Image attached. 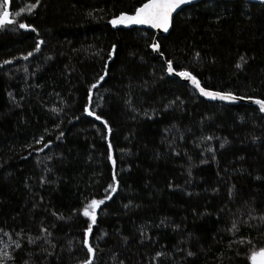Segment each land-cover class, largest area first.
I'll return each mask as SVG.
<instances>
[{"label":"trees","instance_id":"16d2710c","mask_svg":"<svg viewBox=\"0 0 264 264\" xmlns=\"http://www.w3.org/2000/svg\"><path fill=\"white\" fill-rule=\"evenodd\" d=\"M33 2L10 0L9 11L37 32L0 28L3 264L88 257L80 212L112 183L109 142L119 186L97 209L94 264H250L264 246V116L206 102L167 76L165 60L210 90L264 99V5L186 9L157 39L162 60L152 32L108 23L145 0H40L29 12ZM105 64L91 110L111 133L84 112Z\"/></svg>","mask_w":264,"mask_h":264},{"label":"snow or ice","instance_id":"6c2138e0","mask_svg":"<svg viewBox=\"0 0 264 264\" xmlns=\"http://www.w3.org/2000/svg\"><path fill=\"white\" fill-rule=\"evenodd\" d=\"M261 5H264V0H258ZM9 4L10 0H3V3L0 4V28L4 26H16L18 23V28L23 30H30L31 32H37L35 27H32L28 23L13 21L11 18V13L9 11ZM40 4V0H34L33 3L29 6V12ZM201 6V0H145V2L141 3L138 7L134 9L132 14H128L125 12H121L119 15L114 16L111 20L108 21L112 25L113 28L118 26H123L125 28H129L131 26H144L150 29H154L163 33H168L170 28L173 25L174 14L176 16L181 15L185 12L186 9H192ZM208 6V5H204ZM23 11V10H21ZM17 16L20 15V12L16 13ZM44 43L43 40H37L35 45V51L39 52L41 45ZM153 52L158 53L159 55L163 56V52H161V46L157 39H153L148 45ZM116 46H112V51L109 53V57L115 53ZM33 55V52H29L27 56H24V59H28L30 56ZM199 56V53H197ZM243 59V57L241 58ZM5 64L11 63V61H4ZM166 64V72L168 75H175L183 78L186 81H190L192 86L199 92V94L207 99L210 100H220L225 102H236L238 100L249 99L252 101L253 104L258 105L259 111L264 113V99L261 98H252V97H242L236 96L231 92L225 91H213L208 89L206 86H202L201 82L197 79L195 75H193L188 70H179L177 71L173 66V61L171 59L165 60ZM237 68H240L241 65L238 63L236 64ZM101 73L98 77V80L93 83L88 92V100L89 103L85 106L84 112L93 117L95 120L100 121L104 127L108 130V133H111V128L109 127L108 121L104 120L101 115L96 114L94 111L91 110V101H92V89L97 88L101 82L105 81V78L108 75L107 64H105L104 68H102ZM53 111H56L53 109ZM64 135L63 132L60 133L62 137ZM206 139H212L211 137H207ZM37 143H43V137H40L37 140ZM49 143H45L44 147H49ZM224 145L221 144V147ZM109 155L108 158L111 160L113 165V174H112V183L108 185L105 189V197L103 199H91L89 203L84 204L82 211L80 214L86 218L87 225L84 229V238H83V245L87 249L88 257L84 259L81 264H94V257H95V249L89 242V237L93 232V225L97 222V209L105 203L106 200H111L112 195L116 193L119 181L117 180V173L115 171L116 167V160L112 156V144L109 142L108 144ZM43 151V148L40 149ZM212 151V149H209ZM127 207V205H126ZM55 215V213H53ZM237 229L236 222L234 221L232 224V229L235 231ZM44 232H47V229H41ZM32 240H29V243H32ZM240 243H244V241H240ZM249 244L252 241H248ZM16 247L19 248L20 244H16ZM160 253H157L159 256ZM189 256L192 255L191 252L188 253ZM6 258L8 257L5 253ZM250 264H264V246L259 247L258 249L253 247L250 251V255L248 256ZM0 264H3V260H0Z\"/></svg>","mask_w":264,"mask_h":264},{"label":"water","instance_id":"95a60500","mask_svg":"<svg viewBox=\"0 0 264 264\" xmlns=\"http://www.w3.org/2000/svg\"><path fill=\"white\" fill-rule=\"evenodd\" d=\"M203 1H207V2H217V1H236V0H201V2H203ZM258 1V0H257ZM176 15L174 14V17H175ZM125 28V27H124ZM129 28H137V29H140V30H146V31H150V32H152L153 33V39H158L159 37H161V36H166V35H168V33L170 32V30H171V28H170V30H169V32L168 33H163V32H160V31H157V30H154V29H150V28H147V27H144V26H131V27H129ZM152 50V49H151ZM153 52V51H152ZM153 54L155 55V56H157V57H160L162 60H163V56H161V55H159L158 53H156V52H153ZM167 76L168 77H170V78H175V79H177V80H179L180 82H182V83H185V84H187L195 93H197V95L199 96V98H201V99H203V100H205L206 102H208V103H220V104H224V105H230V106H234V105H247V106H251V107H254V108H256V109H258V111H259V107H258V105H255V104H253L252 103V101L251 100H249V99H244V100H238V101H236V102H225V101H220V100H210V99H207V98H205V97H203V96H201L200 94H199V92L192 86V84H191V82L190 81H186V80H184L183 78H181V77H179V76H175V75H168L167 74ZM260 112V111H259ZM261 113V112H260ZM261 115L262 116H264V113H261Z\"/></svg>","mask_w":264,"mask_h":264}]
</instances>
